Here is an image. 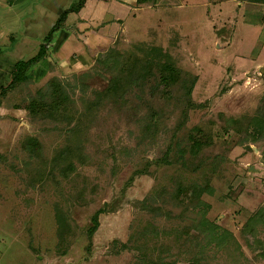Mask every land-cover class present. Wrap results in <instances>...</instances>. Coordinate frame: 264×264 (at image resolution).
<instances>
[{"label":"rangeland","instance_id":"1","mask_svg":"<svg viewBox=\"0 0 264 264\" xmlns=\"http://www.w3.org/2000/svg\"><path fill=\"white\" fill-rule=\"evenodd\" d=\"M29 1L0 0V91L79 3ZM259 1L69 14L1 102L0 264H264Z\"/></svg>","mask_w":264,"mask_h":264},{"label":"trees","instance_id":"2","mask_svg":"<svg viewBox=\"0 0 264 264\" xmlns=\"http://www.w3.org/2000/svg\"><path fill=\"white\" fill-rule=\"evenodd\" d=\"M150 1L151 0H137V4L142 6V5L147 4ZM248 1L257 2V0H248ZM87 2L88 0H79L78 6L75 9L70 8V9L62 11V14H60L61 16L58 18L55 25L48 31V34L43 38L44 41L39 46V50H38L39 52L35 54L34 56L28 58L27 60L21 59V60H18V62H16L14 71L12 72L11 83L9 84V86H7L6 88H3L0 91V107H1L2 99L6 97L9 90L13 89L16 85L20 84L22 81L28 78L27 73L32 66L37 65L40 62L44 60H48V59L53 61V59L50 58L49 54L53 47V41H54V38H55L54 36L56 32L65 28V23L70 13H79L86 6ZM16 43L17 42L13 40V44L16 45ZM251 127L254 129V132L255 134L258 135V137H260V135L262 136V133L264 132V120H261V119L254 120ZM32 141L36 142V140L34 139ZM34 144H38V143H34ZM195 145L197 146V144ZM58 222L62 230L64 227V223H65L64 218L59 216ZM93 223H94V226L89 231V236H93L99 227V223L97 219H93Z\"/></svg>","mask_w":264,"mask_h":264},{"label":"crops","instance_id":"3","mask_svg":"<svg viewBox=\"0 0 264 264\" xmlns=\"http://www.w3.org/2000/svg\"><path fill=\"white\" fill-rule=\"evenodd\" d=\"M90 1H91V0H88V2L86 3V6L80 11V13H82V12L88 7V5L90 4ZM124 1H127V0H124ZM131 1H132V3L135 2V3L137 4V0H135V1H134V0H131ZM131 1L128 0V2H131ZM29 2L31 3V0H30ZM30 3H29V7H28V8H29V9H28L29 12L32 11V9H31V7H30ZM47 10H48V9L43 10V11H41V12H42L43 14H46V15H47ZM49 11H50V9H49ZM62 11H63V10H62ZM62 11H61V10H60V11H57V15L61 14ZM29 12H28V13H29ZM41 12H40V13H41ZM42 13H41V14H42ZM48 15H49V12H48ZM59 16H60V15H59ZM56 17H57V16H55V18H54V20H53V23H54V22L56 23V21L58 20ZM30 20H31V19H30ZM81 20L83 21V23L80 24V26L78 27L79 29L81 28V26H83V25L86 23V21H84L83 18H81ZM31 21H33V20H31ZM36 21H39V20H36V19H35L33 22L36 23ZM55 23H54L53 25L51 24L52 26L50 25L49 28L51 29V28L55 25ZM50 29H49V30H50ZM104 29H105V30H102L103 32H98L97 35H98V36H101L102 34L105 35L104 32H107L106 30H108V29H107V27L104 28ZM81 30H82V29H80V31H81ZM45 36H46V35H45ZM22 41H23V42H20L19 44L17 43V45L15 46V48H14L13 51L16 52L18 49H20L21 45H22L23 43H26V42L29 43V44L31 45L32 48L34 47L32 44L35 43V42H31V41L28 40V39H25V40H22ZM33 49H34V48H33ZM56 50H57V48H56ZM42 62H44V61H42Z\"/></svg>","mask_w":264,"mask_h":264},{"label":"water","instance_id":"4","mask_svg":"<svg viewBox=\"0 0 264 264\" xmlns=\"http://www.w3.org/2000/svg\"><path fill=\"white\" fill-rule=\"evenodd\" d=\"M220 47H222V45Z\"/></svg>","mask_w":264,"mask_h":264}]
</instances>
